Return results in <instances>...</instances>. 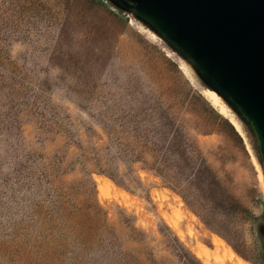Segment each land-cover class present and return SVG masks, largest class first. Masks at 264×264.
I'll return each instance as SVG.
<instances>
[{
	"label": "rangeland",
	"instance_id": "374dc122",
	"mask_svg": "<svg viewBox=\"0 0 264 264\" xmlns=\"http://www.w3.org/2000/svg\"><path fill=\"white\" fill-rule=\"evenodd\" d=\"M151 32L114 0H0V264H203L212 234L264 264L255 134L235 110L257 160Z\"/></svg>",
	"mask_w": 264,
	"mask_h": 264
},
{
	"label": "water",
	"instance_id": "95a60500",
	"mask_svg": "<svg viewBox=\"0 0 264 264\" xmlns=\"http://www.w3.org/2000/svg\"><path fill=\"white\" fill-rule=\"evenodd\" d=\"M114 1L184 55L249 124L264 168V0Z\"/></svg>",
	"mask_w": 264,
	"mask_h": 264
},
{
	"label": "bare ground",
	"instance_id": "6f19581e",
	"mask_svg": "<svg viewBox=\"0 0 264 264\" xmlns=\"http://www.w3.org/2000/svg\"><path fill=\"white\" fill-rule=\"evenodd\" d=\"M151 35L153 39L157 38L156 33L151 32ZM202 96L219 115H221L223 118H225L231 123V125L234 127L236 132L244 139L247 149L253 155L254 159L257 160L253 154L252 143L247 136V132L241 120L238 118V116L235 114V112L232 110L229 104L225 101V99L221 95H219L214 89H210V88L206 89L203 92ZM94 179L98 183V189L102 194L108 196L111 195L112 192H115L118 196L120 195L124 200L127 201L129 195L125 191H119L111 180L101 176H95ZM179 203H180L179 205H183L180 200ZM177 213L179 215L180 212L177 211ZM192 218L196 220L195 216H192ZM175 229L178 232V235L182 237L183 232L178 228V226H176ZM190 232L193 233L192 230H190ZM212 241H213L212 244L215 247L214 251H212L207 246L201 243L198 244L196 243L197 247L195 250V255L199 260L203 262V264H211L212 258L218 261L222 257L227 258L232 263L233 262L237 264L244 263V260L236 254L233 248L223 238H221L218 235L212 234Z\"/></svg>",
	"mask_w": 264,
	"mask_h": 264
},
{
	"label": "trees",
	"instance_id": "16d2710c",
	"mask_svg": "<svg viewBox=\"0 0 264 264\" xmlns=\"http://www.w3.org/2000/svg\"><path fill=\"white\" fill-rule=\"evenodd\" d=\"M173 143L176 144V142H173ZM176 148H178V145L176 146ZM173 153H174V155H176L178 157V159L180 161L179 165H181V167H180L181 170L187 169V172L194 173L193 171H195V167L193 166L192 162H188V157L185 158L184 155L177 154V152L174 151V149H173ZM201 173H202L201 170L197 169L195 171V174L193 175V177H195V178L198 177V179H199V177H201V175H202Z\"/></svg>",
	"mask_w": 264,
	"mask_h": 264
}]
</instances>
